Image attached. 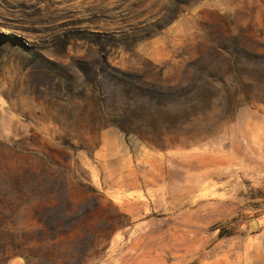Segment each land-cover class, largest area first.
Instances as JSON below:
<instances>
[{"label":"rangeland","instance_id":"obj_1","mask_svg":"<svg viewBox=\"0 0 264 264\" xmlns=\"http://www.w3.org/2000/svg\"><path fill=\"white\" fill-rule=\"evenodd\" d=\"M0 264H264V0H0Z\"/></svg>","mask_w":264,"mask_h":264}]
</instances>
